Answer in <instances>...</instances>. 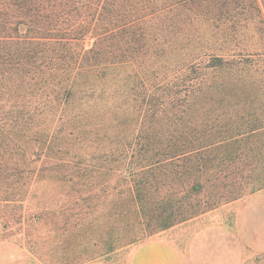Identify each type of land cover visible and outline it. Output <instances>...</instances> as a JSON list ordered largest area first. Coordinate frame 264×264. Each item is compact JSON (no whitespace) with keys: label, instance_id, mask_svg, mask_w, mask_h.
<instances>
[{"label":"rangeland","instance_id":"rangeland-1","mask_svg":"<svg viewBox=\"0 0 264 264\" xmlns=\"http://www.w3.org/2000/svg\"><path fill=\"white\" fill-rule=\"evenodd\" d=\"M262 1L243 0L236 36L226 41L231 50L260 52L240 63L241 84L231 72L226 80L227 142L218 155L208 151L200 162L202 172L192 168L199 164L195 155L180 159L171 171L158 168L156 177L147 176V198L118 181V171H77L74 161L57 166V157L68 156L71 136L66 131L73 127L54 140L58 125L48 111L25 122L14 120L32 114L40 99L35 97L27 105L25 86L4 81L0 91L5 121L0 124V240L23 246L30 264H128L140 245L151 239L175 246L183 264H264V188L250 192L255 179L264 177ZM219 28L212 31L217 43L221 42ZM169 55L180 57L173 48ZM106 102L97 99L95 103L102 117L98 127L84 124L95 143L90 152L96 146L102 151L120 148L134 133L137 113L127 94L115 96L112 104L120 107L114 111ZM88 104L87 113L95 107ZM194 106L186 108L180 121L175 119L179 117L176 110L160 113L158 124L165 127L172 119L176 129L184 122L192 126L190 120L200 115L199 106ZM95 136L100 139L94 140ZM217 176L220 180L225 176L232 186L218 187ZM226 196L231 200L225 201ZM175 210L179 214L170 217L173 222L159 226Z\"/></svg>","mask_w":264,"mask_h":264},{"label":"trees","instance_id":"trees-1","mask_svg":"<svg viewBox=\"0 0 264 264\" xmlns=\"http://www.w3.org/2000/svg\"><path fill=\"white\" fill-rule=\"evenodd\" d=\"M242 2L0 0V91L4 81L14 80L28 90L27 105L40 99L32 114L14 120L25 122L50 113L58 125L54 140L73 127L66 131L71 136L68 156L57 157V166L74 161L77 171H118V181L147 198V176L153 179L158 168L171 171L180 159L195 155L199 164L191 167L202 172V159L211 151L218 155L227 142L226 80L231 72L241 84L240 63L260 53L226 45L229 37L236 36ZM219 26L217 43L212 31ZM172 48L180 57L169 55ZM122 94L137 113L131 140L120 148L102 151L96 146L97 153L88 151L95 143L84 124L98 127L101 122L97 99H106L114 111L120 107L112 104L115 96ZM88 103L95 105L89 113ZM194 105L200 115L190 120L192 126L184 122L176 129L172 119L165 127L158 124L160 113L176 110L175 119L180 121L186 108ZM1 107L0 124L5 122ZM219 176L218 187L232 186ZM261 188L264 177L255 179L250 192ZM175 214L179 212L171 211L159 226L170 225Z\"/></svg>","mask_w":264,"mask_h":264},{"label":"crops","instance_id":"crops-1","mask_svg":"<svg viewBox=\"0 0 264 264\" xmlns=\"http://www.w3.org/2000/svg\"><path fill=\"white\" fill-rule=\"evenodd\" d=\"M0 264H30V260L23 246L9 240H0ZM128 264H183V262L175 246L164 240L151 239L140 245Z\"/></svg>","mask_w":264,"mask_h":264}]
</instances>
